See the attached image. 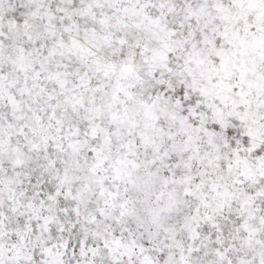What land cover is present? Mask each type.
<instances>
[{
	"label": "snow or ice",
	"instance_id": "6c2138e0",
	"mask_svg": "<svg viewBox=\"0 0 264 264\" xmlns=\"http://www.w3.org/2000/svg\"><path fill=\"white\" fill-rule=\"evenodd\" d=\"M0 264H264V0H0Z\"/></svg>",
	"mask_w": 264,
	"mask_h": 264
}]
</instances>
